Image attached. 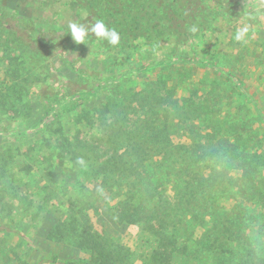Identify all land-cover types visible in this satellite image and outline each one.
<instances>
[{
  "label": "rangeland",
  "instance_id": "374dc122",
  "mask_svg": "<svg viewBox=\"0 0 264 264\" xmlns=\"http://www.w3.org/2000/svg\"><path fill=\"white\" fill-rule=\"evenodd\" d=\"M134 1L0 0V264H52L48 254L89 262V254L68 239H47L72 211L85 213L95 232L122 248V264H162L154 238L122 219L132 189L128 175L97 172L102 158L95 153L83 167L71 159L78 142L91 148L106 102L121 103L161 83L175 99L220 114V124L209 130L218 131L221 141H233L234 130L242 140L237 146L264 154V0H156L150 9ZM163 12L170 15L160 20ZM97 19L119 33L118 46L94 36L87 46L76 45L67 35L70 22ZM196 22L204 27L193 36ZM243 25L249 39L240 44L233 35ZM47 85L98 93L59 113L61 107L41 98ZM257 161L264 174V156ZM234 204L225 200L224 211ZM245 206L255 218L245 236L264 252L263 204Z\"/></svg>",
  "mask_w": 264,
  "mask_h": 264
},
{
  "label": "trees",
  "instance_id": "16d2710c",
  "mask_svg": "<svg viewBox=\"0 0 264 264\" xmlns=\"http://www.w3.org/2000/svg\"><path fill=\"white\" fill-rule=\"evenodd\" d=\"M143 1L147 9L156 2ZM3 15L10 19L8 11ZM168 15L161 13L160 20ZM194 27L198 29L191 35L196 36L204 26L196 22ZM39 93L44 101L61 107L57 110L61 113L94 100L98 91L80 93L47 85ZM209 107L192 105L188 98L175 99L173 92L156 83L121 103L106 102L97 113L99 132L91 148L78 142L71 159L85 161L89 152L95 153L102 158L97 172L109 177L128 175L132 189L122 219L154 238V255L160 263L264 264L258 242L245 236L254 218L253 209L245 205L262 202L264 208V174L256 168L264 154L259 157L257 148L237 146L242 140L234 130L233 141H221L218 131L209 126L219 125L223 117L212 116ZM173 138L185 142L174 143ZM225 200L235 203L229 212L223 209ZM47 239H68L90 256L85 262L48 254L52 264H122V248L95 232L83 212H70L67 220L48 231Z\"/></svg>",
  "mask_w": 264,
  "mask_h": 264
},
{
  "label": "clouds",
  "instance_id": "9594fccd",
  "mask_svg": "<svg viewBox=\"0 0 264 264\" xmlns=\"http://www.w3.org/2000/svg\"><path fill=\"white\" fill-rule=\"evenodd\" d=\"M67 35L76 45H88L89 38L94 36L98 42H107L111 46H118L120 35L114 28H109L103 20L97 19L95 23L85 25L80 22H70L67 26ZM249 39V27L243 25L235 29L233 40L237 43H247ZM75 163L85 166L83 159H77Z\"/></svg>",
  "mask_w": 264,
  "mask_h": 264
}]
</instances>
